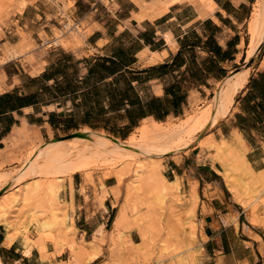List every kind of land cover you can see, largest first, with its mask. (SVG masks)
I'll list each match as a JSON object with an SVG mask.
<instances>
[{"label":"crops","instance_id":"obj_1","mask_svg":"<svg viewBox=\"0 0 264 264\" xmlns=\"http://www.w3.org/2000/svg\"><path fill=\"white\" fill-rule=\"evenodd\" d=\"M70 1L73 4L67 0H0V58L6 42L16 45L22 39H31L30 34L38 35L41 30L47 33V24L57 26L46 24L52 17L45 16L54 12L61 16L64 5L69 4L68 15L71 6L73 11L80 10V14L94 11L91 21L80 18L90 29L84 46L76 49L60 46L59 55L69 54L72 60L68 63L74 61V67L62 68L63 64H56L54 59L59 55L55 54L53 58L41 60L38 72H33L28 64L20 65L27 74L22 75L18 69V82L6 83L9 79L3 70L6 63H0L5 85L0 90V149L16 126L35 127L52 136L57 131L77 130L79 126L104 131L97 130L103 127L93 129L76 120L84 113H95L97 108L102 117L115 113L123 116L117 132L127 135L143 118L163 121L170 115L181 114L191 90L201 95L211 90L213 84L223 82L231 70L249 68L246 84L235 96L227 116L218 122L214 134L245 152V161L256 174L242 179L252 189H247L251 199L242 204L244 190L230 188L224 175L213 167L211 152L201 150L196 142L178 160L165 161L168 179H179L182 198L180 202L169 199L168 209L173 210L172 217L178 220L162 221L160 225L170 222L172 230H167L168 235L175 236L177 244L185 247L178 253L166 254L158 247L162 245L160 241L154 244L152 236L144 237L141 229L148 227L139 226L123 231L127 250L122 247L121 253H112L108 246L107 250L113 263L120 258L124 261L130 255L131 246L139 247V250L135 248L138 252L152 242L156 248L150 264H264V180L261 178L264 175V40L253 56L246 58L248 23L257 0ZM21 4L24 6L18 9ZM13 37L15 42L4 41ZM69 41L71 45L78 42ZM77 52L84 54L79 56ZM108 59L123 61L114 75L92 72L96 61L106 60L108 64ZM240 62L245 65L230 69ZM50 65H58L54 75H50ZM122 73L130 79L137 100L124 108H112L108 82ZM124 81L120 80L118 85L122 86ZM66 83L73 86L72 92L65 88ZM95 88H98L96 96L92 93ZM154 115L163 119H156ZM42 130L38 131L39 135ZM237 134L241 139L234 137ZM99 178L98 175L93 177V183H86L74 173L71 184L67 180L59 194L61 204L66 203L60 209H65L73 218L76 240L80 237L90 240L93 235L98 237L101 231L108 233L113 228L118 212L116 200L109 191L103 202L97 196L101 192L99 181L108 190L114 183L112 177ZM175 208L179 215L175 214ZM6 229L0 223V264H71L67 246L57 253L52 238L45 236L41 250L33 242L37 236L32 230L26 243L24 236L17 234L21 228ZM118 239V233H111L102 242L108 245ZM100 256L85 264L93 263Z\"/></svg>","mask_w":264,"mask_h":264},{"label":"bare ground","instance_id":"obj_2","mask_svg":"<svg viewBox=\"0 0 264 264\" xmlns=\"http://www.w3.org/2000/svg\"><path fill=\"white\" fill-rule=\"evenodd\" d=\"M21 6H24V4L18 6V9H20ZM68 30L72 33L74 32L73 34H77L79 37L83 36L76 29L75 23H72ZM59 32L60 34H56L51 40L44 39L43 44H47V46L52 44L57 45L59 43L65 44L67 38H65L62 31ZM248 33L249 47L246 58L253 56L264 40V0H257L254 4L251 19L248 23ZM43 35L45 34L43 33ZM30 49L31 43L28 40L22 39L18 44L14 45L12 51H6L7 60L21 54L23 55L24 53L27 54ZM37 68L33 65L32 69L38 72ZM248 77L249 68L227 77L219 87L217 93H215L213 97H210L200 109L195 111L179 125H166L161 121L148 117L150 122L148 125L141 128V133L149 134L151 137L144 141L137 142L131 136H128L126 139H116L106 136L102 132L83 128L74 133L64 135L61 138L39 143L33 149L31 155L22 157L20 160L21 165L17 170L11 173L0 172V223H3L7 229L21 228V230H17V234H22L26 243L30 241V236H27L32 230L37 236V239L33 242L41 250L47 232L51 234L52 242L54 243L57 253H59L64 246H67L71 251H74L80 259H83V249H89L92 252V256H87L85 258V263L90 262L100 253L99 244L104 240V236H106V234L111 236V233H119L121 228L126 224L129 217L126 215L127 210L132 212L135 220L139 219L140 214L136 206L140 200L138 198H136V200H131L130 195L133 192H137L141 185L152 178L155 179L160 187L155 200L160 203L163 201L165 193L170 190H174L175 192L178 191L177 177L173 178V180H168L163 174H158L156 169L160 167L161 164L158 162L155 163L153 156H177L181 151L189 148L194 133H203L205 128L215 126L220 120L224 119L232 107L235 96L244 87ZM146 119L147 118H143L141 120L143 121ZM29 135L30 134H28L24 126H16L12 129L8 138L16 141L19 138L26 139ZM35 136L38 137L37 131ZM234 137L237 138V140L241 139L239 138L240 136L238 137V134ZM199 142L198 140V143ZM229 146L232 147L223 137L216 138L214 141L208 143L207 149L214 150L213 166L217 167L219 163L217 159L219 158L218 154L226 150ZM244 153L243 150H240L237 158L242 162L245 170L249 173H253L245 161ZM10 154V150L1 148L0 160ZM131 155H143V157L134 160L131 168L132 180L124 184V190H126L127 193L122 195L123 200L117 204L118 212L114 219L113 228L111 232L108 233L101 231L98 237L93 235V238L90 240H83L82 237H80L77 242L69 240V238L76 233V229L72 227L73 218L71 219L63 211H61L63 214L57 212V205L62 203L59 198V194L63 190V184H61L62 179L60 177H54L52 180H50L49 177H44L42 181L37 178L31 180L25 179L28 176L39 173L47 175V171L51 166L61 163L69 157L76 158V160L65 165L64 169L70 170V172L73 173L86 170L84 169L88 166L86 164L92 161L94 162L97 159H100L102 162H107L109 159H121V166H125L129 162V156ZM149 167L150 170L148 169ZM121 172L122 171L118 170L114 173L118 181L123 179ZM68 180L71 184V175H69ZM101 181H99L101 192L98 193L99 195L97 194L98 201L101 202L109 192L115 196L117 195L115 185L108 190ZM31 204L34 206L28 209V206ZM64 204L66 205V203ZM20 206L24 207V212L32 211L34 208H37L38 210L35 212L38 214H45V208H49L46 222L41 223V221L37 219L28 220V217L23 216L21 211L19 212ZM61 226L65 227L70 237H65L59 231ZM8 237V240L12 239L9 235ZM78 243L83 245L80 246ZM25 250L26 249H24V251ZM27 251L28 249L26 252ZM116 262L117 264H122L123 260L120 258Z\"/></svg>","mask_w":264,"mask_h":264},{"label":"rangeland","instance_id":"obj_3","mask_svg":"<svg viewBox=\"0 0 264 264\" xmlns=\"http://www.w3.org/2000/svg\"><path fill=\"white\" fill-rule=\"evenodd\" d=\"M68 3L73 4L72 1L67 0ZM70 1V2H69ZM70 4V5H71ZM69 4H66L63 6V9L61 11V16L58 15L56 12H54V15L52 14H46L45 17H47V15L51 16V20H47L46 24L48 22L57 25V26H53L50 24H47V29L46 32L44 33L42 30L37 34H30L31 35V39L28 38V41L31 43V49L27 54H21L19 56H16L10 60H7L6 57V51H12L14 48V45L12 43H8L6 42L3 47H2V56L0 58V63L4 64V72L6 73L7 77L9 79H6V83H17L18 82V76L17 74H19V70L20 69L22 71V75H26L27 73L23 72L22 67H26V65L28 64L29 67L31 66V68H33V65L37 68V70L39 69V67L42 65V59H49L51 58L53 55L60 53V46H63V48L65 49H76V48H82L84 46V38L85 36L89 33V28H87L86 24L84 21H81L80 18H86V20L91 21V17L93 16V12H89L90 10H86V12L84 14H80V10L77 11H73V6H71V11L69 12L70 15L66 14V9L68 7ZM56 9V8H55ZM40 23L36 22L35 26ZM72 23L76 24V29L80 32V34H82L83 36H78L77 34H73L70 30H68V28L70 27V25ZM37 27V26H36ZM45 29V28H44ZM62 31L65 36V38H67L65 44H57V45H50L47 46V44H43L44 39H48L51 40L54 38V36L56 34H60V32L58 31ZM72 29V28H71ZM68 32H67V31ZM70 31V32H69ZM59 32V33H57ZM43 33L45 35H43ZM69 33V35H68ZM72 33V35H71ZM44 36V37H43ZM70 39H75L76 41L78 40V42L76 44L71 45L70 43ZM4 41H9V42H15L16 39L13 38H8L7 40L5 39ZM77 55H83L84 52H77ZM56 55V56H58ZM6 58V59H5ZM53 58V57H52ZM55 58V57H54ZM5 61V62H4ZM22 67H21V66ZM244 66L245 64L243 63H239L236 64L234 67H231L230 69H234L238 66ZM240 68H237L236 70H231L232 72L230 73L229 76H231L232 74L236 73L237 71H239ZM29 70V68H28ZM33 71V69H31ZM242 70V69H241ZM2 71H0V81H1V86H0V90H2L3 88H5V85L3 83V78L2 77ZM35 72V71H33ZM228 76V77H229ZM225 81V80H224ZM223 81V82H224ZM221 82L218 85L213 84V88L211 90H205V92H202L201 95L198 93L197 90L193 89L189 92V96L191 95L190 99H187V103L185 104V106L182 109L181 114L177 115V116H173L170 115L169 117H166L163 119V121H161L162 123L166 124V125H179L180 123H182L185 119H187L188 117H190L195 111H197L198 109H200L208 100H209V96L212 95L211 97H213L215 95V93H217L219 87L222 85ZM157 91H159V89L157 88ZM208 98V99H206ZM52 108V107H50ZM76 120H78V118H76ZM122 121V119L119 116L113 115L112 118H108L107 121H105L106 125H107V129H97V130H104V131H98V132H102L104 135L110 136L109 134L114 135L112 132L117 130V126L118 124H120ZM150 122V119H146V120H141V122L138 123L137 127L130 130L131 132H129V134H127L128 136H131L135 141L140 142V141H144L145 139H150V135L146 134V133H141V128L145 127L146 125H148ZM102 124V123H101ZM218 126V123L215 126H210L208 128H205V130H203L201 132H196L193 134L192 136V143L190 144L189 148L191 146H193L196 142L198 144V146L200 147L201 150H207L210 151L211 153L209 154L212 162H213V157H214V150L207 149V145L208 143H210L211 141H214L216 138L218 139V137H215L214 131L216 130ZM82 126H79L77 128V130H70L68 132H63V131H57L55 132V134L52 136V134L48 131L47 133H45V130L42 129H38L35 127H28V129L26 128V130L28 131L29 137L24 139V138H19L16 141L6 138L3 143H2V147L1 148H5L7 150L11 151V154L9 156H5L0 160V172H5V173H11L14 170H17L19 168V166L21 165V159L22 157H26L27 155H31L33 152V149L42 142H46V141H51L53 139H58L63 137L64 135L67 134H71L74 133L76 131H79L83 128H81ZM39 130H42L44 132H40V135L38 133ZM37 131L38 137L35 136ZM109 133V134H108ZM108 134V135H107ZM202 134V135H201ZM116 136V135H114ZM127 136V137H128ZM45 137V138H44ZM119 137L120 136H116ZM126 137V138H127ZM125 138V139H126ZM198 140L200 141L198 143ZM229 142V141H228ZM231 144V142H229ZM232 147H228L226 150H223L222 152H220L218 161V165L217 167L213 166L218 172H221L225 179L226 182L228 183V185L230 186V188L235 189V188H242V190H244V199L241 200L242 204L246 203L247 201H249L251 199V195L250 191H248L247 189L252 190L251 188H249V183L246 180H242L245 178H250L255 176L256 174L253 173H248L247 170H245L242 162L237 158L240 150L233 146V144H231ZM189 148H187L186 150L181 151L177 156H171V155H167L164 157H159V156H153L154 162H158L161 164L160 167H158L156 169V172L158 174H163L167 179L169 178V174L166 170L165 167V161H168L170 158H174L175 160H178L180 155L182 154V152H186L187 150H189ZM130 160H128L129 162L127 163V165L125 166H121V159H114V160H108L107 162H102L100 159H97L96 161H92L91 163H87L86 165L87 168H84L86 170H80V171H76L71 173L70 170H66L64 169V166L69 164L70 162H73L76 160V158H67L65 160H63L61 163H58L54 166H51L48 169V173L47 175H43L41 173L39 174H35L33 176H28L25 179L31 180L33 178H37L40 181L44 180V177H49L50 180H52L54 177H60L62 179L61 184H63V189H64V184L66 183V181L69 178V175H71V181H72V175L74 173H77L79 176H82V178H84L86 183H93V177L96 178L98 175L101 178H106V177H112V183H114V185L116 186V190H117V195H113L116 203H120L123 199V194H126L127 191L124 190V184L125 183H129L132 180V173H131V168L133 166L134 160L140 159L143 157V155H131L129 156ZM213 165V164H212ZM43 168V167H42ZM150 170V167L148 168ZM40 170V169H39ZM38 170V171H39ZM122 171V177L123 179L118 181L116 176L114 175V173L116 171ZM237 173L241 174L243 177H237ZM259 174V173H257ZM262 181L264 180V175L261 177ZM170 180V179H168ZM23 181V180H22ZM21 181V183H22ZM177 184H178V191L175 192L174 190H170L169 192L164 194V199L163 201L157 202L155 200L156 196L159 193L160 187L159 184L155 181V179H150L148 182L144 183L143 185H141L140 189L137 192H133L130 195V199L131 200H136V198H138L140 200V202L137 203L136 209L138 210L140 216L138 220L134 219V216L132 215V212L129 210L128 211V221L126 222V224L121 228L119 234V239L118 240H114L113 242H110V244L106 245L104 244V242L101 243L100 245V253L101 256L99 257L98 260L94 261L91 264H96L98 262H103L102 264H117L112 262V256L109 254L110 252H114V251H118V253H121L122 247H125V249L127 250L128 246L126 244H124L125 239L122 238L123 235V231H128L130 230L132 227H139V226H147L148 228L145 229H141V231L144 232V237L145 236H152L153 237V241L154 244H157L158 241L159 244H162L158 247H160V250L163 252L167 253H178L180 250H182L185 245L184 244H177V238L173 235H168L167 230H172V225L170 224V222L168 223V225H165L164 223L162 225H160V223H162V221H169L170 219H177L176 217H172V211L170 208L168 209V205H169V199H172L173 202H180V199L182 198V196H180L179 193V188H180V182L179 179L177 177ZM181 192L183 193V195L185 196V192L184 190H182L181 187ZM248 194V195H246ZM34 204V203H33ZM33 204L28 206V209L32 206H34ZM59 206H65L64 205H57V212L58 213H62L61 211H63L64 213H66V210L63 209L61 210ZM24 207L20 206L19 208V212L21 211V214L25 217H28V220H33V219H37L38 221H41V223H45L47 220V213H49V208H45V214H38L35 211L38 210L37 208H34L32 211H28V212H24ZM178 215L180 214L178 210H176V208L174 209ZM63 214V213H62ZM67 214V213H66ZM65 237H70L67 234V230L65 229L64 226L60 227L59 230ZM152 233V234H151ZM76 234V233H75ZM75 234L73 236H71L69 238V240L73 241V242H77L78 240H76L75 238ZM45 236L49 237L50 239L51 234L49 232H47L45 234ZM134 238V236H133ZM46 239V238H45ZM135 241L138 240V238H134ZM162 242V243H161ZM79 244V243H78ZM152 242L151 243H146V245H144V249L142 251H136V249L139 250V247L137 246H131L130 251L128 253H130V255L125 256L124 257V261L122 264H150L151 263V259L150 257H152L154 255V251L153 249L156 248V245H154ZM158 244V245H159ZM172 244V245H171ZM80 245V244H79ZM83 245V244H81ZM80 245V246H81ZM107 246L109 251L107 250ZM77 247V246H75ZM136 248V249H135ZM69 249V253H70V263L71 264H82L85 263V258L87 256H92V252L89 249H83L84 255H83V259H80L78 257V255L74 252L71 251V249L68 247ZM127 252V251H126ZM137 252V253H136ZM104 261H108V262H104Z\"/></svg>","mask_w":264,"mask_h":264},{"label":"trees","instance_id":"obj_4","mask_svg":"<svg viewBox=\"0 0 264 264\" xmlns=\"http://www.w3.org/2000/svg\"><path fill=\"white\" fill-rule=\"evenodd\" d=\"M71 60L72 59H71V56L69 54H60L58 56V59H54L56 64H58V65L59 64H63L62 68H64V67H67V68L74 67V61L68 63V61H71ZM107 61H108V64H106V60H103L101 63L99 61H96L95 64H94L95 66L92 69V72L94 73L96 71H98V72L99 71H103V72H105V74L107 76H112V75H114L117 72L118 68L120 67V63L123 64V61H121V60L116 61V60H113V59H108ZM58 65H56V66L55 65H50V68H52V70H50V75H54V73H56L58 71L57 70V66ZM96 68H99V69H96ZM44 75H45V73L42 74L43 77H44ZM122 79H123V81L124 80L125 81H124L123 85L120 86V85H118V83ZM108 85H109V87H111L110 88V92H108L109 95H110V99L112 100V103H111L110 107L112 106V108L119 109L120 107L124 108L126 104L131 105V104L136 103L137 99L134 98L135 92H134L133 86L131 85V81H130V79H127L126 76L123 73L122 74H117L116 76H114L112 78V80L110 82H108ZM65 88L68 89V90H71V89H73V86L70 85L69 83H66ZM58 90H61V88L58 89ZM72 91L73 90H71V92ZM92 93H93L94 96H96L98 94V88L93 89ZM100 109L102 110V108H100ZM98 111L99 110L97 108V111L95 113H93V112L92 113H84L82 117L78 118L80 123L83 124V125H88L91 128H93V129H96V128H99V127H103L104 129H107V125H106L105 121H107L108 118H112L113 116L102 117V116H99V112ZM125 111L127 112L128 109L125 108ZM114 115L119 116L121 119L123 118V116H121L118 113H115ZM155 118L162 120L163 116H157L156 115ZM117 131H119V127L118 126H117V130L112 132V133L114 135H117V134L120 135L121 139H125L126 138V136H127L126 134H123L121 132L118 133ZM114 138L120 139L119 137H116V136H114ZM111 218H112V216L110 217L109 222L111 221Z\"/></svg>","mask_w":264,"mask_h":264}]
</instances>
